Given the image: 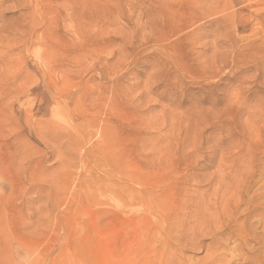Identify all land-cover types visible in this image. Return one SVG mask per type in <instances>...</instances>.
<instances>
[{
	"label": "rangeland",
	"instance_id": "1",
	"mask_svg": "<svg viewBox=\"0 0 264 264\" xmlns=\"http://www.w3.org/2000/svg\"><path fill=\"white\" fill-rule=\"evenodd\" d=\"M0 264H264V0H0Z\"/></svg>",
	"mask_w": 264,
	"mask_h": 264
},
{
	"label": "bare ground",
	"instance_id": "2",
	"mask_svg": "<svg viewBox=\"0 0 264 264\" xmlns=\"http://www.w3.org/2000/svg\"><path fill=\"white\" fill-rule=\"evenodd\" d=\"M131 197H133V196H131Z\"/></svg>",
	"mask_w": 264,
	"mask_h": 264
}]
</instances>
